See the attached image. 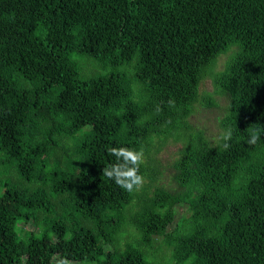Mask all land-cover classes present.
I'll list each match as a JSON object with an SVG mask.
<instances>
[{"label": "trees", "instance_id": "1", "mask_svg": "<svg viewBox=\"0 0 264 264\" xmlns=\"http://www.w3.org/2000/svg\"><path fill=\"white\" fill-rule=\"evenodd\" d=\"M231 46L213 81L230 147L195 135L174 165L176 190L127 219L137 237L119 246L133 191L102 174L115 159L107 147L142 150L181 128L204 69ZM73 52L135 57L132 80L81 77ZM258 123L264 0H0V264H149L155 237L176 264H264V137L248 144ZM183 205L189 216L170 231ZM21 223L37 232L22 237Z\"/></svg>", "mask_w": 264, "mask_h": 264}, {"label": "rangeland", "instance_id": "2", "mask_svg": "<svg viewBox=\"0 0 264 264\" xmlns=\"http://www.w3.org/2000/svg\"><path fill=\"white\" fill-rule=\"evenodd\" d=\"M235 50L236 46H231L204 69L197 99L193 102L190 113L185 117L183 126L179 129H172V131L161 136L154 134L146 147L142 149L144 153V162L142 163L144 184L139 190L133 191L132 201L124 210L126 223L118 231L116 240L119 246L123 247L129 240L137 237L130 221L128 223L127 219L136 211H139L142 206L150 204L159 190H176L177 184L173 177L175 172L174 165L180 158L183 149L193 142L195 135H200L201 139L207 141L210 146H215L221 142L219 138L226 132L222 125V119L226 114L227 98L224 94L216 91L213 81L215 75L223 70L225 62ZM69 58L75 61L78 74L81 77L115 71L124 74L127 79L132 80L135 57H132L127 62L118 64H111L108 60L103 61L96 57L81 55L76 52L70 53ZM133 80L135 81L134 77ZM133 88L136 95L141 92L140 85L133 83ZM72 142L73 138H69L67 141L68 144ZM11 176L12 171L10 170L6 178ZM189 213V210L184 205L177 206L175 208V220L169 226V230L171 231L177 225L185 222ZM20 227L22 237H25L31 230L37 232V229H34L31 223H21ZM104 249L110 250L111 247L106 245ZM146 250L149 264H176L171 259L170 244L161 237H155V240L150 242ZM72 264L81 263L76 260ZM87 264H95V262Z\"/></svg>", "mask_w": 264, "mask_h": 264}, {"label": "clouds", "instance_id": "3", "mask_svg": "<svg viewBox=\"0 0 264 264\" xmlns=\"http://www.w3.org/2000/svg\"><path fill=\"white\" fill-rule=\"evenodd\" d=\"M264 137V124H257L252 128L248 137V144L255 145ZM232 138L231 131L221 135L223 147L227 150L230 147L228 141ZM106 151L114 157V162L108 164L102 169V174L113 181L118 187L125 191H134L142 188L144 178L139 174V168L144 162V153L142 150H135L129 147H107ZM55 264H72L64 257L55 260Z\"/></svg>", "mask_w": 264, "mask_h": 264}]
</instances>
